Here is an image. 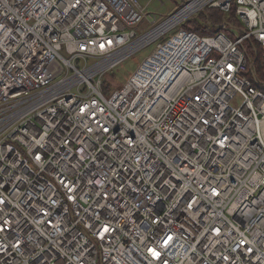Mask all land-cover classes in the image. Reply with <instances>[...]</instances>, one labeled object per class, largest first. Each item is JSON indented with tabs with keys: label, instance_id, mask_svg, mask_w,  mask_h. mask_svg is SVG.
I'll list each match as a JSON object with an SVG mask.
<instances>
[{
	"label": "built area",
	"instance_id": "1",
	"mask_svg": "<svg viewBox=\"0 0 264 264\" xmlns=\"http://www.w3.org/2000/svg\"><path fill=\"white\" fill-rule=\"evenodd\" d=\"M178 1L0 0V264H264V0Z\"/></svg>",
	"mask_w": 264,
	"mask_h": 264
},
{
	"label": "rangeland",
	"instance_id": "2",
	"mask_svg": "<svg viewBox=\"0 0 264 264\" xmlns=\"http://www.w3.org/2000/svg\"><path fill=\"white\" fill-rule=\"evenodd\" d=\"M110 8L118 15V17L129 27L134 29L137 33H142L148 28V15H155L157 17L165 16L172 12L178 0H139L141 8L133 7L128 0H105ZM141 9L143 13L140 12ZM147 19V20H146ZM152 47L137 53L132 59L125 61L122 67L114 69L108 74L111 77L113 86L119 87L124 84L128 78L136 71L140 62L148 57ZM264 86V81H262ZM17 126V125H16Z\"/></svg>",
	"mask_w": 264,
	"mask_h": 264
},
{
	"label": "trees",
	"instance_id": "3",
	"mask_svg": "<svg viewBox=\"0 0 264 264\" xmlns=\"http://www.w3.org/2000/svg\"><path fill=\"white\" fill-rule=\"evenodd\" d=\"M179 5L180 3H176ZM224 26H231L237 30H242L238 22L234 9L225 15L218 10H209L205 12L199 19L191 21L185 25V29L195 32L198 35H212L219 30H223ZM246 53L249 59V65H252L247 75L253 85L264 90L262 81H264V61L262 60V51L254 43H246ZM108 77V76H107ZM106 85H113L111 77L106 78ZM110 89V88H109Z\"/></svg>",
	"mask_w": 264,
	"mask_h": 264
},
{
	"label": "crops",
	"instance_id": "4",
	"mask_svg": "<svg viewBox=\"0 0 264 264\" xmlns=\"http://www.w3.org/2000/svg\"><path fill=\"white\" fill-rule=\"evenodd\" d=\"M152 2V1H151ZM176 6H177V4H176Z\"/></svg>",
	"mask_w": 264,
	"mask_h": 264
}]
</instances>
